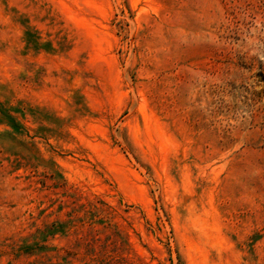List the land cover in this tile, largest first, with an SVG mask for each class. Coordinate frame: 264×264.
Here are the masks:
<instances>
[{"label":"rangeland","instance_id":"obj_1","mask_svg":"<svg viewBox=\"0 0 264 264\" xmlns=\"http://www.w3.org/2000/svg\"><path fill=\"white\" fill-rule=\"evenodd\" d=\"M0 264H264V0H0Z\"/></svg>","mask_w":264,"mask_h":264}]
</instances>
